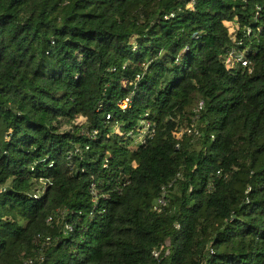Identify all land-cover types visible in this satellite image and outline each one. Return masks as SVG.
I'll return each instance as SVG.
<instances>
[{"label": "trees", "instance_id": "trees-1", "mask_svg": "<svg viewBox=\"0 0 264 264\" xmlns=\"http://www.w3.org/2000/svg\"><path fill=\"white\" fill-rule=\"evenodd\" d=\"M0 264H264V0H0Z\"/></svg>", "mask_w": 264, "mask_h": 264}, {"label": "built area", "instance_id": "built-area-1", "mask_svg": "<svg viewBox=\"0 0 264 264\" xmlns=\"http://www.w3.org/2000/svg\"><path fill=\"white\" fill-rule=\"evenodd\" d=\"M169 16H172V13L169 15ZM238 60H240L242 62V64H246V62L242 59V57H238L237 58ZM227 61H229V59H227ZM120 107L121 108H125L127 105H128V99L125 98L124 100L121 101V103H119ZM203 105V102L200 101L194 111L195 112H198L201 107ZM108 118V116H107ZM149 124H147L144 128H138L136 130V133H131V136L133 138V140L137 143V142H143L147 137H149L150 135H152L153 133V129L152 128H149L148 127ZM186 133L188 135L190 134H197L198 133V130L196 129V127H194L193 124H191L190 126H187V127H184V128H181L179 129L178 131L175 132V137L177 139H180L182 137V135ZM103 166L106 167L107 166V160L105 159L104 162H103ZM165 203V198L163 195H161L158 199H157V202L153 205V210H159L160 206L163 205ZM50 218L47 219V221H49ZM67 227L70 229V225H67ZM48 239V238H47ZM159 251L157 250H154L153 251V256L154 257H157ZM167 253V251H166Z\"/></svg>", "mask_w": 264, "mask_h": 264}]
</instances>
